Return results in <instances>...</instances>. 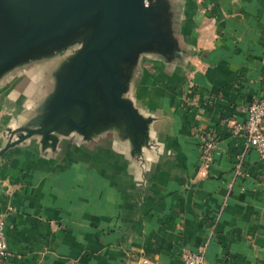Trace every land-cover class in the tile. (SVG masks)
<instances>
[{"label":"crops","instance_id":"crops-1","mask_svg":"<svg viewBox=\"0 0 264 264\" xmlns=\"http://www.w3.org/2000/svg\"><path fill=\"white\" fill-rule=\"evenodd\" d=\"M153 1L166 5L164 41H143L120 62V96L137 117L96 78L83 86L85 129L64 121L45 143L36 133L0 156L4 264H184L182 252L201 245L208 264H264V159L251 150L249 174L236 176L244 139L232 134L264 93V0ZM92 22L0 58V148L49 110L54 123ZM70 106L63 114L82 121L83 106Z\"/></svg>","mask_w":264,"mask_h":264},{"label":"water","instance_id":"water-1","mask_svg":"<svg viewBox=\"0 0 264 264\" xmlns=\"http://www.w3.org/2000/svg\"><path fill=\"white\" fill-rule=\"evenodd\" d=\"M51 2V4H50ZM42 14L34 17L25 35L13 40V44L2 48L1 59H14L18 54L50 40L53 44L64 38L68 30L89 21H96L98 31L87 37L86 43L78 54L70 61L64 76L58 100L55 103L56 119L50 126V110L40 116L45 120L43 126L22 127L7 132V142L0 148V156L11 147L26 141L36 133H44L45 143L50 137V131L68 122L72 127L85 129L93 117V107L83 91V86L91 80L100 79L107 97L114 107L129 110L132 118L133 110L129 102L120 96L124 83L123 68L120 62L131 56L143 41H164V2L153 0H39ZM17 10V9H16ZM158 15L160 16L158 18ZM40 16V17H39ZM20 18L10 16L11 26L16 25ZM23 22V21H22ZM8 23V24H9ZM70 103L81 104L84 108V118L76 121L70 114ZM72 105V104H71ZM137 117V116H136ZM131 118V117H130ZM136 123V122H135ZM48 136V137H47Z\"/></svg>","mask_w":264,"mask_h":264},{"label":"built area","instance_id":"built-area-1","mask_svg":"<svg viewBox=\"0 0 264 264\" xmlns=\"http://www.w3.org/2000/svg\"><path fill=\"white\" fill-rule=\"evenodd\" d=\"M262 61L264 62V47L262 49ZM232 134L243 137L242 148L236 154L234 172L236 176H246L249 174L246 168V158L251 150H256L259 156L264 159V93L251 100L247 106V115L244 119L233 122ZM216 139L210 138L203 146L202 159L204 165L208 167L213 160V149ZM220 212H218V217ZM206 245H201L196 249H187L182 252L184 264H208L206 258ZM11 250L6 233V216L0 212V264L10 256ZM143 264H148L147 259L142 260Z\"/></svg>","mask_w":264,"mask_h":264},{"label":"flooded vegetation","instance_id":"flooded-vegetation-1","mask_svg":"<svg viewBox=\"0 0 264 264\" xmlns=\"http://www.w3.org/2000/svg\"><path fill=\"white\" fill-rule=\"evenodd\" d=\"M39 4V0H0V51L3 47L8 46V44L12 43L15 38H19L22 35H25L28 31V20L34 19L33 16L31 18L28 17V14L32 11L33 5ZM7 5H9L12 9H17V12L20 14L21 19L20 22L17 20L16 25L11 26L6 24V19L10 18V13L8 11L6 12L5 8ZM30 15V14H29ZM17 18V16H16ZM20 18V17H18ZM23 21V22H22ZM97 20L92 22V26L88 27L90 29L87 30L85 33L86 39L91 34H95L98 31V25L96 23ZM94 22L96 24V27H94ZM28 23V24H26ZM77 28V27H76ZM76 28L68 30L64 34H69L76 30ZM46 42V41H45ZM44 42V43H45ZM42 43V44H44ZM37 46H41L37 45ZM36 47V46H34Z\"/></svg>","mask_w":264,"mask_h":264},{"label":"rangeland","instance_id":"rangeland-1","mask_svg":"<svg viewBox=\"0 0 264 264\" xmlns=\"http://www.w3.org/2000/svg\"><path fill=\"white\" fill-rule=\"evenodd\" d=\"M50 4H51V2H50ZM3 9H5L6 10V12L8 11V13H10V15H12V16H18V17H20V19H21V16H20V14L17 12V10L16 9H12L9 5H7L5 8H3ZM42 6L41 5H39V4H34L33 5V8H32V14H34V15H41L42 14ZM39 13V14H38ZM40 17V16H39ZM31 18V17H30ZM33 19H30V21H32ZM9 23V20H8V18L6 19V24H8ZM12 24V23H11ZM11 24H8V26L9 25H11ZM26 24H28V23H26ZM28 28H30V26H31V23H29L28 25ZM91 36V35H90ZM7 93H10L8 90H7ZM11 104H12V102H11ZM8 110H10V108L8 107Z\"/></svg>","mask_w":264,"mask_h":264}]
</instances>
